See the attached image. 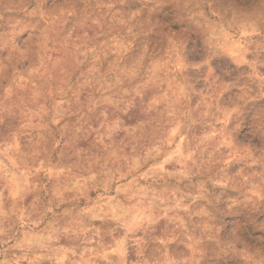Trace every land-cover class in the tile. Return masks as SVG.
<instances>
[{"label": "clouds", "instance_id": "1", "mask_svg": "<svg viewBox=\"0 0 264 264\" xmlns=\"http://www.w3.org/2000/svg\"><path fill=\"white\" fill-rule=\"evenodd\" d=\"M0 264H264V0H0Z\"/></svg>", "mask_w": 264, "mask_h": 264}]
</instances>
